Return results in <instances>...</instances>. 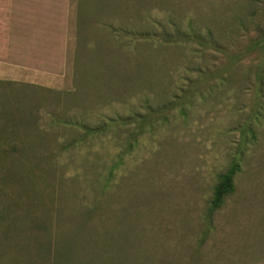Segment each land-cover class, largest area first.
Listing matches in <instances>:
<instances>
[{
  "label": "rangeland",
  "instance_id": "374dc122",
  "mask_svg": "<svg viewBox=\"0 0 264 264\" xmlns=\"http://www.w3.org/2000/svg\"><path fill=\"white\" fill-rule=\"evenodd\" d=\"M0 81V264H264V0H0Z\"/></svg>",
  "mask_w": 264,
  "mask_h": 264
},
{
  "label": "trees",
  "instance_id": "16d2710c",
  "mask_svg": "<svg viewBox=\"0 0 264 264\" xmlns=\"http://www.w3.org/2000/svg\"><path fill=\"white\" fill-rule=\"evenodd\" d=\"M0 83H3L0 81ZM89 130V128H88ZM91 131V130H90ZM240 170V164L234 162L229 169L219 176V181L214 187L210 208L211 211L223 206L225 199L235 191V176Z\"/></svg>",
  "mask_w": 264,
  "mask_h": 264
},
{
  "label": "crops",
  "instance_id": "0c3cea01",
  "mask_svg": "<svg viewBox=\"0 0 264 264\" xmlns=\"http://www.w3.org/2000/svg\"><path fill=\"white\" fill-rule=\"evenodd\" d=\"M2 82V81H1ZM1 84V83H0Z\"/></svg>",
  "mask_w": 264,
  "mask_h": 264
}]
</instances>
